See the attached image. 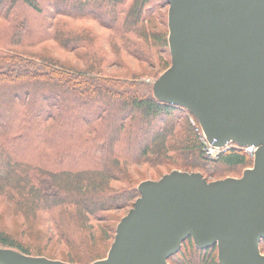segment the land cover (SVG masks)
Returning <instances> with one entry per match:
<instances>
[{
    "label": "trees",
    "instance_id": "16d2710c",
    "mask_svg": "<svg viewBox=\"0 0 264 264\" xmlns=\"http://www.w3.org/2000/svg\"><path fill=\"white\" fill-rule=\"evenodd\" d=\"M167 10V0H0V246L88 264L106 256L113 210L139 195L140 166L210 180L252 165L240 147L208 156L196 117L144 80L170 65ZM168 262L220 264L215 244L191 237Z\"/></svg>",
    "mask_w": 264,
    "mask_h": 264
},
{
    "label": "water",
    "instance_id": "95a60500",
    "mask_svg": "<svg viewBox=\"0 0 264 264\" xmlns=\"http://www.w3.org/2000/svg\"><path fill=\"white\" fill-rule=\"evenodd\" d=\"M170 65L152 83L187 108L208 142L257 146L240 176L172 169L144 179L103 258L88 264H170L191 237L220 264H264V0H167ZM0 264H76L0 246Z\"/></svg>",
    "mask_w": 264,
    "mask_h": 264
},
{
    "label": "rangeland",
    "instance_id": "374dc122",
    "mask_svg": "<svg viewBox=\"0 0 264 264\" xmlns=\"http://www.w3.org/2000/svg\"><path fill=\"white\" fill-rule=\"evenodd\" d=\"M154 79L152 77H150V76L144 77V80L146 82H150L151 84L153 83ZM3 110L5 111V107H3V103L1 101L0 102V112H2ZM70 111H72V110H70ZM89 111L90 110L82 111V112H74L71 115L74 118H77L79 115H81V113H87ZM8 112H10V111H8ZM251 166H248V167H251ZM139 168H140V170L144 171L143 172L144 174L143 173H140L139 176L136 175L137 178L140 179L141 181L144 180V179H158L162 174H164V173L167 172V169H165V168H161L159 170H154V169H151V168L147 167L146 165H142ZM243 170L240 173L239 172H229V173H225V176L224 177H226V176H240L242 174ZM132 171H133V169H132ZM210 179H216V178H210ZM130 207L131 206H128V207L125 206V207H122V208H117V209L113 210V213L112 214L114 215V217H115L116 220L117 219L119 220L123 215L126 214V212L128 211V209ZM4 210H7V207L5 205H3V204H0V211H4ZM17 219H18V222L19 223L22 222V218L18 217ZM6 222H8V224L10 225V227H13L14 226L16 229L20 228V225L18 224L17 220H14L13 221L12 219H10L8 217V220ZM94 224H95L94 226H98V225L100 226V224H102V223H96V222H94ZM115 224H117V223L115 222L114 225ZM68 231H69L68 235L70 236L71 240L75 244H78V249L80 251H83L84 249L82 248L83 245H82V240H81V237L82 236H80V228L77 225H75V224H72V225L71 224H68ZM109 242L110 241H108V244H109ZM49 246H51V245H49ZM55 247H56V250L57 251H60V250L63 251V252L66 251V247L61 242H56ZM108 247L106 248V250H108ZM84 256H85V254L82 253L80 259H85V258H82ZM52 257L55 258V259H62L63 258V256H62L61 253H57V254H55V256H52Z\"/></svg>",
    "mask_w": 264,
    "mask_h": 264
},
{
    "label": "built area",
    "instance_id": "2783aa9c",
    "mask_svg": "<svg viewBox=\"0 0 264 264\" xmlns=\"http://www.w3.org/2000/svg\"><path fill=\"white\" fill-rule=\"evenodd\" d=\"M194 126H195V130L199 134L202 142L204 143V150H205L206 154L208 156H210L211 158H217L219 155V152L221 150L225 149L226 147H230V146L240 147L244 153H247V154L254 156V152L257 148L256 145L247 144V145L239 146L234 142H230L227 145H225L224 147H217V146H214L208 142V140L206 139V137H205V135H204L199 124H194Z\"/></svg>",
    "mask_w": 264,
    "mask_h": 264
}]
</instances>
